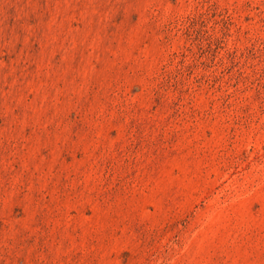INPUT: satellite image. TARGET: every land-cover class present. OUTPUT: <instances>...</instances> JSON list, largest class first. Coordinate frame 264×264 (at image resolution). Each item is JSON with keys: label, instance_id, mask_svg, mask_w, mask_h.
<instances>
[{"label": "rangeland", "instance_id": "obj_1", "mask_svg": "<svg viewBox=\"0 0 264 264\" xmlns=\"http://www.w3.org/2000/svg\"><path fill=\"white\" fill-rule=\"evenodd\" d=\"M0 264H264V0H0Z\"/></svg>", "mask_w": 264, "mask_h": 264}]
</instances>
